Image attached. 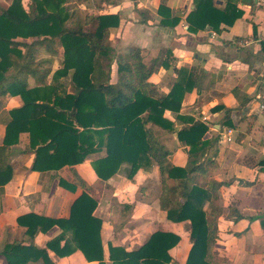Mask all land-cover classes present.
Returning <instances> with one entry per match:
<instances>
[{"label":"trees","instance_id":"obj_1","mask_svg":"<svg viewBox=\"0 0 264 264\" xmlns=\"http://www.w3.org/2000/svg\"><path fill=\"white\" fill-rule=\"evenodd\" d=\"M69 0H12L0 8V110L2 97L20 95L23 104L9 110L3 143L0 145V187L13 176L8 162L11 147L19 142L23 132L29 133L24 151L33 152L32 170H58L76 165L90 155L106 149V155L93 160L97 175L108 180L127 163L124 171L130 179L141 168L158 165L163 184L161 205L175 222L189 220L187 230L191 247L185 264H232L213 254L218 238L219 208L205 209L209 189L195 178L202 164L200 152L210 140L204 139L208 125L200 120L176 130L178 139L189 146L186 166H176L168 160L170 151L161 143L152 124L175 131V122L166 111L177 113V119L187 91L199 88L197 77L186 66L175 68L177 80L167 93L160 92L149 77L157 67L169 63L160 57L147 63L141 49L130 48L126 54H113L111 28L120 24L119 12H106L78 18L65 5ZM241 0H193L194 8L187 16L189 30L205 27L220 30L231 26L245 13ZM163 25H175L170 20V8L160 4ZM29 38L20 40L18 37ZM64 48L61 67L52 72L56 43ZM43 47L45 53L40 51ZM118 62L119 78L111 82L112 63ZM71 74L74 90L68 91L62 77ZM37 85L28 86V77ZM230 123L229 121H227ZM219 140V136L216 138ZM201 172V171H200ZM170 180H173L171 185ZM64 180L61 179L62 183ZM97 200L86 192L71 204L68 217L53 218L36 212L17 217L25 226L23 238L6 242L0 251L8 264H26L42 260L53 264L48 249L66 256L80 249L88 261L106 264H171L170 249L181 235L157 230L137 249L108 244L105 253L101 240L103 220L94 214ZM54 225L61 232L49 239L46 246L33 240L37 233L47 232ZM70 233V235H68Z\"/></svg>","mask_w":264,"mask_h":264},{"label":"crops","instance_id":"obj_2","mask_svg":"<svg viewBox=\"0 0 264 264\" xmlns=\"http://www.w3.org/2000/svg\"><path fill=\"white\" fill-rule=\"evenodd\" d=\"M163 3L171 10L170 20L179 19L175 25L161 23L163 15L159 6ZM224 4L222 0L221 6ZM254 4L264 5V2L241 0L239 6L245 10ZM108 7L110 11L97 14L120 13L119 26L110 32L117 55L137 47L147 63L158 57L169 63V67H157L149 77L160 92L170 91L177 80L176 67L186 66L195 76H200L199 88L185 93L179 112L184 118L177 119V113L166 111L175 122V131L156 124L152 128L170 151L168 160L184 167L189 160V146L178 139L176 130L192 120L208 125L204 139L210 142L200 152L198 162L202 168L195 178L209 189L205 209L211 211L217 207L216 213L220 212L213 254L232 264H264V88L261 83L264 47L242 43L245 38L264 33V10L254 19L245 10L233 25L222 24L218 31L209 27L190 31L187 16L194 8L193 0H117ZM58 45V53L51 55L53 63L48 82H52L54 71L61 67L59 62L54 68L57 57L62 58L64 53V48L60 53ZM40 51L45 53L43 47ZM69 78L62 77V81L72 92L71 74ZM118 78L119 73L117 80L111 79V82L116 83ZM27 81L30 88L37 85L32 76ZM22 104L20 95L2 97L0 145L11 118L9 110ZM227 128H233L230 142L220 139ZM28 144L29 133H21L8 156L13 176L0 187V251L6 242L23 238L26 227L17 222L19 215L36 212L53 218L68 217L73 201L86 192L98 202L94 214L103 220L101 240L106 254L109 243L132 250L143 245L157 230L172 231L181 235V240L170 249L171 264H185L192 245L187 230L190 221L175 222L168 218L167 210L161 205L163 184L158 165L141 168L130 179L124 171L127 163H123L115 175L103 180L92 162L106 155L104 148L76 165H65L58 170H32L35 154L24 151ZM60 232L61 228L54 225L47 232L37 233L33 242L46 246ZM48 252L53 264H99L88 261L80 249L62 257L51 249ZM0 264H8L1 253ZM26 264L44 263L40 259ZM106 264L112 262L107 259Z\"/></svg>","mask_w":264,"mask_h":264},{"label":"rangeland","instance_id":"obj_3","mask_svg":"<svg viewBox=\"0 0 264 264\" xmlns=\"http://www.w3.org/2000/svg\"><path fill=\"white\" fill-rule=\"evenodd\" d=\"M12 0H0V8L2 7H7ZM115 1L117 0H69L65 5L68 7L69 13H73L75 14V16H77L78 18H84L87 15L90 14H97L99 12H103V11H110V8L108 7L109 4H113ZM24 5L26 6V0H23ZM259 2V1H258ZM257 2V3H258ZM254 3V2H253ZM262 3V1H261ZM112 8V7H111ZM246 12L248 13L249 18L254 19L258 14H262L264 10V5L259 4V5H252L250 9L246 8L245 9ZM17 39H26V40H30L29 38H24L22 36L18 37ZM57 44H59V49H60V53L62 54L63 52V47L61 45V43L57 42L56 43V47ZM111 45H112V41H111ZM113 47V46H112ZM114 49V48H113ZM113 54H116L115 52H113ZM59 58H61V55L57 57L56 62L54 63V68H56V66L58 67L59 65ZM117 62L114 61L112 63V70H111V79L113 82H115L117 80ZM70 74L68 75V80ZM67 77V76H66ZM72 82V81H71ZM70 83V81H68V84ZM72 86L71 89H74L73 87V83H71Z\"/></svg>","mask_w":264,"mask_h":264},{"label":"built area","instance_id":"obj_4","mask_svg":"<svg viewBox=\"0 0 264 264\" xmlns=\"http://www.w3.org/2000/svg\"><path fill=\"white\" fill-rule=\"evenodd\" d=\"M264 2V0H259ZM213 34H215V32H213ZM242 43L244 45H248V44H252V43H257L260 44L264 47V33L263 34H257V35H252L248 38H245L244 40H242ZM261 83L262 86L264 88V75L262 76L261 79ZM207 117H204V119H206ZM221 141H225V142H230L233 139V128H227L220 137Z\"/></svg>","mask_w":264,"mask_h":264},{"label":"water","instance_id":"obj_5","mask_svg":"<svg viewBox=\"0 0 264 264\" xmlns=\"http://www.w3.org/2000/svg\"><path fill=\"white\" fill-rule=\"evenodd\" d=\"M259 0H242L243 3H252L255 2L257 3Z\"/></svg>","mask_w":264,"mask_h":264}]
</instances>
